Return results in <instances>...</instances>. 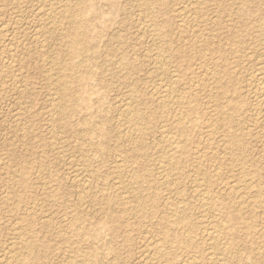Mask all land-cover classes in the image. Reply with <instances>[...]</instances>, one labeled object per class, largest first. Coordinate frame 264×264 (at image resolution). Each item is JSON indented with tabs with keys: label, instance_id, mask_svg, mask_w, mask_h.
<instances>
[{
	"label": "rangeland",
	"instance_id": "rangeland-1",
	"mask_svg": "<svg viewBox=\"0 0 264 264\" xmlns=\"http://www.w3.org/2000/svg\"><path fill=\"white\" fill-rule=\"evenodd\" d=\"M68 1L75 4L78 10H82L83 6L80 5H83V2ZM149 1L152 0L146 2ZM183 1L186 4L190 2L189 0ZM134 2L132 0H94L95 12L99 11L100 16L96 17L92 10L86 11L83 15L86 22L95 23L96 28L86 29L85 47L78 58L84 64L80 72L88 82H82L79 86L74 84V92L82 95L86 88L92 87L94 91L90 95L92 97L90 111L93 113V129L104 127L111 133L119 134L120 138L114 139L108 135L103 137L100 131L95 135L94 141L99 144L106 142V146L102 147L103 154L96 153L93 156V166L97 175L99 174V179L92 177L91 187L84 194H80V189L75 188L73 171L79 170L88 178L87 172L86 174L83 172L84 167L81 165V160L86 154L92 155L95 151L91 150L89 139L82 130L55 126L54 103H58L62 108H71V110L75 104H72L73 101L59 99L57 87L48 79V75L59 70L64 61L68 59L65 51L68 41L67 31L70 28L67 15L65 13L57 15L60 32L57 31L51 36L42 35L44 37L42 38L41 32L46 25L49 26L47 19L42 18V15L38 16L39 14L35 12L36 7H39L41 3L42 6L49 4V0H0V26L5 24L1 26L4 28L0 27V39L2 40V42L0 40V54H3L0 55V264H10L9 257L12 254L9 256V253L14 254L15 252L18 258L21 251H23L21 257L25 255L23 238L36 242L34 253L37 258L31 264H91L93 261H96V264H140L144 237L151 233L156 235L154 231L164 225L160 221L165 216L164 205L169 207L170 203L175 204V200L179 198L173 194L169 196L165 186L151 187L153 183L150 174L153 177L156 175L157 155L154 152L152 155L136 152V144L125 141L120 130L123 118L119 115L122 104L120 101H129L133 98V107L142 109L146 145L151 147L160 139V128L162 127L159 117L161 113L152 95V90L156 87L171 85L173 80H170V77L167 78L165 74L160 73L162 76H159V70L156 71L149 58L153 51L159 49L173 53L167 61L164 60L166 72L170 76L176 74L183 78L185 68L188 67L185 58L176 56L167 43L160 39L155 40L151 36V32L147 29L146 14L145 12L141 15L138 14L139 12L136 13L138 9ZM202 2L201 10L204 13V21L200 26H190L180 33L175 25L171 26V38L174 39L176 36V39H179V43L173 44L172 48L192 44L196 48L203 49V53H206L205 57L212 56L220 61L216 75L217 72L222 75L226 66L228 71L224 75L226 79L223 82L227 84L231 93L220 100L228 102L233 98L232 104L240 110L241 115L239 116L238 112L231 120V127L233 131L242 134L243 139L242 137L241 139L244 140L245 145L244 150L241 149L238 153L240 160L233 163L234 159L228 145L224 143L228 118L222 117L219 129L214 133V140L218 139L215 141L218 157L226 166L220 169V173L226 177L230 173H239L243 167L251 170L258 169L262 174L261 180L264 187L262 118L253 110L254 97L251 95L254 88L253 81L260 73L259 67L264 65V33L259 30V26L264 25V0H202ZM182 4L180 0H157L153 5L152 14L156 15L159 22L173 18V21L177 23L174 10ZM246 13L250 16L243 17ZM39 26H43L42 29ZM193 31L199 32L200 38L197 39L200 40L192 39ZM185 35L187 39L180 41V38H185ZM8 46L11 48L7 49ZM10 56L12 59L9 58ZM226 57H229V60L223 63ZM5 59L10 61L7 62ZM123 61L129 62L128 68L124 71L121 70ZM6 62L11 66H7ZM229 63L232 68L229 67ZM120 64H122L121 67ZM186 71L189 72L188 69ZM190 71L199 73L201 69L199 71L198 65H193ZM161 77L163 81L160 80ZM202 79L204 82L206 80L208 90L211 82L205 76ZM185 81L181 79L176 85H172H175L182 93ZM237 82L239 97H236L233 92L234 83ZM190 90L193 93L199 92V105L206 110V116L217 117L215 107H213L214 102L209 100L207 90L199 91L195 87ZM212 90L216 96L222 92L216 87ZM76 99L75 113L70 111L67 115L68 121H73L74 124L87 115V111L82 109L83 103L79 98L76 97ZM204 119L206 120L205 117ZM205 120H200V131L198 130L191 136L194 144L201 142L203 134L205 137L207 130L203 127ZM77 126L80 125L75 127ZM51 139L56 140V143ZM56 149L58 151H55ZM118 155L125 156V162L122 164L123 175L120 174L122 176L119 178L113 168L115 156ZM136 170H143L142 192L147 199H151L145 202V210L149 212L153 209L154 214L152 213V217L149 215L144 222L140 221L136 216L135 197H132V194H126L124 201L127 200L128 206L132 209L135 206V209L123 214L124 218L122 217L118 224L109 229L112 225L109 217L120 215L119 213L122 212L121 198L116 194L117 187L114 184L121 185L123 190L131 191L133 180L130 176ZM205 171L213 173L210 162L205 165ZM190 177L186 175L178 180L179 187L184 194L182 197L186 199L183 203L186 204V211L189 213L187 214L191 216L194 223L203 220L208 222L210 219L202 218L198 206L193 199H190L194 189ZM103 182H105V187ZM101 193H109L113 197L110 204H106ZM81 195L84 197L83 202L80 201ZM256 213H258L256 220H259L257 227L259 229L262 220L264 221V209L259 208ZM74 219H79V224L72 222ZM245 222L246 219H241L236 223L233 221L239 226L234 233L238 240L239 251L246 257L251 256L247 264H261L264 262V238L256 237L252 243L241 227ZM99 225L104 228L101 237L92 238L90 234ZM69 227L79 230L78 240L70 235ZM112 235L115 240L114 250L109 252L106 250V242ZM261 249L263 251L259 253L258 250ZM195 250L196 255L202 251L201 248H195ZM171 255L172 262L177 264L179 255L174 252ZM12 262L11 264H17L13 259Z\"/></svg>",
	"mask_w": 264,
	"mask_h": 264
},
{
	"label": "bare ground",
	"instance_id": "bare-ground-1",
	"mask_svg": "<svg viewBox=\"0 0 264 264\" xmlns=\"http://www.w3.org/2000/svg\"><path fill=\"white\" fill-rule=\"evenodd\" d=\"M77 1H81L84 3L83 5H80L83 6L82 10H78L75 4H72L68 0H49V4L47 5L43 4L42 6L41 3L39 7H36L37 11L35 13H38L39 14L38 16L42 15V18H46L49 26L47 27L46 25L47 28L44 27L45 29L41 32L42 38H44L42 35L51 36L52 34L60 30L58 23L59 20L57 21L56 19L59 13L60 14L65 13L67 15L70 24V28L67 31L68 41L65 48V51L67 52L68 55V59L67 61H64L63 65L60 66L59 70L53 72V74H49V75L47 74V75H48V79L51 80L53 84H55V86L57 87V90L59 91V95H60L59 99L60 98L65 99L66 101H70V102L73 101L72 104L76 105L77 104L76 97H77L80 99L81 103H83L81 105L82 109L87 111V115L81 118L80 120H78L74 124L73 121L72 122L68 121L67 115L70 111H72L73 114L75 113L76 111L75 105H73L72 110L71 108L68 107L62 108L60 107V105H58V103L57 104L54 103L53 106V113L55 114V119H54L55 126L63 127V128L70 127L72 130H78V129L82 130L89 139V145L91 146V150L93 149L95 151L92 155L86 154L85 157L81 160L82 162L81 165H83L84 167V170L83 169L82 170L83 172H85V174L87 172L88 178L84 176V174L79 170L73 171L75 174V175L73 174V181L76 185L75 188H79L80 189L79 193L84 194L85 191L91 187L93 181L92 177L99 179L98 176L99 174L97 175L96 169L93 166V156L96 155V153L103 154L102 147L106 146V142L103 144H99L98 142L94 141L95 135L99 134L100 131V134L103 137H106V135H108L113 137L114 139H119L120 136L117 133L109 132L104 127H101L100 128L101 130L99 128L93 129L92 127L93 113L90 111L91 110L90 102L92 101V97L90 95L94 91L92 87L90 88L85 87L86 91L82 95L74 92V88H73L74 84H76V86L77 85L79 86L82 82H88V80H86V77H84V75L80 72L81 68L84 67V64L81 60H78V58L81 56L83 49L85 47L84 40L86 38V34H85L86 29L90 27L96 28L95 23L92 22L89 24L88 22H86V19L83 18V15L86 11L88 12L90 10H92L93 13L96 14L95 15L96 17H99L101 14L99 13V11L97 13L95 12L93 5L94 0H77ZM146 1L147 0H132V2L137 4L138 11L136 13L139 12L138 14L141 15V13L145 12L144 14H146V16L145 15L144 16L148 18L147 29H149V31L151 32V36L155 38V40L160 39L163 42L167 43V45L176 53V56H179L182 59L185 58L188 67L185 68L183 78L180 75L176 76V74H172L171 72L170 73L172 75L170 76L166 72L164 60L167 61V58L170 57V55H172L173 53L170 54L168 51L166 52L165 50H163L164 51L163 52L159 49H156L150 54L149 58L151 60V63L155 67L156 71L159 70V76H162L161 74H165L167 78L170 77L171 78L170 80H173V82H171V85L172 84L176 85L179 81H181V79L186 80L183 84L184 87L182 93L180 92V90H178L175 87V85L171 86L170 84L160 86L159 88L156 87L152 90V95L156 100L157 107L160 109L161 114L159 117V121L162 127V129L160 128L161 130L160 139L155 145L153 144L150 147L146 145L144 141L145 131L142 124L144 118L142 114V109L141 108L135 109L133 107V102H132L133 98H130L129 101L126 100L120 101L122 102V104L120 105L119 115L123 117L120 123V127H121L120 130L124 140L128 142H134L136 144V149H135L136 152H141L144 153L145 155L148 154L152 155V152H154L157 155L155 161V165L157 167L156 175H154L153 177L150 174V177L152 178L151 182L153 183L151 187L157 188L160 186H165L167 188V192L169 196H172L173 194L179 197L177 198V200H175L176 201L175 204L170 203L169 207L168 205L167 206L164 205L165 216L160 219L161 223L164 225L161 226L159 230L154 231L156 235L151 233V234H147L144 237V245L140 252L139 262L140 264H175L171 260L172 259L171 253L174 252L179 255L177 264H247L249 259H251V256L247 255L246 257L243 254H241L239 251L238 240L234 235L235 230H237V227L239 228V226L235 225V223L237 221L239 222L241 219L242 220L246 219V222L242 223L241 227L244 229L245 235L250 239L252 243H254L256 237L258 239H260L261 237L264 238L263 236L264 221L262 220L260 224L261 228L259 227V229H257L259 220L258 221L256 220L257 218L256 214H258L256 212H258V209L259 208L264 209V187L262 185L263 181L261 180L262 174L258 169L251 170V169H245L243 167L241 168L239 173L237 174L230 173L226 177H223L222 173H220V169L226 166L224 165L223 160L218 157V151L216 145L217 142H215L218 139L214 140L215 139L214 133H216L217 129H219L222 117L228 118V121H226L228 129H227V133L225 134L224 143L228 145L230 153L232 154V158L234 159L232 160L233 163L234 161L240 160L238 158V153L241 151V149L244 150L243 146L245 145L244 140H242L243 139L242 134L233 131L231 127V120L234 119V115L237 114L240 110H238L236 106L232 104L233 98L228 102L224 100H220L222 98H226L224 96L227 95L228 93H231L229 88L227 87V84L223 82V80L226 79L224 75L228 70L226 69L225 66L224 67L225 72H223L222 75H220L217 72L216 75L215 72L217 70V67H219L218 63L220 61L213 58L212 56L205 57L206 53H203V49L196 48L195 45L183 44L182 47H177L176 49L172 48L174 46L173 44L179 43V39H176V36L174 39L171 38L170 35L171 26L173 27V25H175V28L179 33L185 31V29L190 26H200V24L204 21V13L201 10L202 8L201 4L203 2L202 0H189L190 1L189 4H186L185 1L180 0V2L183 4L180 7L176 8V10H174L176 11L175 17L177 18L176 19L177 23H175L173 21V18H167L159 22L158 19L155 17L156 15L152 14L154 11L153 5L157 0H152L151 2L150 1L146 2ZM249 16L250 14L248 13L243 15V17H249ZM263 24H264V18H263ZM2 25L3 24H1V26ZM43 26H39V28ZM259 28H260L259 30L262 33H264V25L259 26ZM142 30L144 31V29ZM12 31L13 30H11V32ZM36 35H38V33H36ZM191 36L193 37L192 39L195 41L197 38H200L199 32L197 33L195 31H193V34ZM182 38H180L181 39L180 41L182 40L184 41L185 39H187L186 35L185 38L183 39ZM12 39H16V38H12ZM41 40L43 41V39ZM44 42L46 41L44 40ZM153 42L154 41H152V43ZM16 43H18V41ZM9 47L10 46H8L7 49ZM3 49L4 48L2 47V50ZM38 49L42 50L41 48ZM11 52L10 54H12ZM145 52L147 53V51ZM41 56L42 55H40V57ZM11 57L12 56H10L9 58ZM228 60L229 57H226V60L224 59L223 63H225ZM121 65L122 64H120L119 66L121 67ZM193 65H198V70L200 71L201 69V71L199 73H194L190 71V67H192ZM7 66H11V64L8 65L7 63ZM128 66H129V62L123 61L121 70L123 71L126 70ZM229 67L232 68V65L230 66V63H229ZM115 68H116V64H115ZM187 69L189 70V72L186 71ZM258 71L260 73H258V75L253 81L254 88L252 89L251 92V95L254 97V102L252 107L254 112H256L262 118L261 122L263 126V136H264V65H261ZM13 73H15V71ZM204 76L207 77L208 80L211 82L210 85L211 90H209L210 87L208 85L209 91L207 90L206 80L204 82L202 79V77ZM160 80L163 81V78L161 77ZM192 87L197 88L199 91L207 90L208 92L207 96L209 100L214 102L213 107H215L214 110L215 113L217 114V117L215 116L214 118H212L210 115H209L210 117L206 116L207 115L206 110H204L199 105L200 102L199 92L193 93L192 90H190ZM215 87L220 89V92L222 91L220 95L217 96L214 95L212 89H214ZM233 88H234L233 92L236 94V97H239L237 95V90L239 88L238 82L234 83ZM174 106L175 108H173ZM238 115L239 116L241 115L240 112ZM203 116L206 118V120L204 119ZM200 120L202 121L205 120L203 127L205 129L207 128L206 134L205 137L203 134V139L201 140V142L199 141L194 144V142L191 139V136L193 133L197 132L201 128V126L199 125ZM76 125H80V126L75 127ZM83 126H85V128H83ZM57 134L59 133L57 132ZM53 142L56 143V140H53ZM55 151L58 150L56 149ZM127 152H129V150H127ZM115 157L116 159L114 160L113 168L115 172L118 174V178H119V176L123 175L122 164L123 162H125L124 159L125 156L123 157L122 155H118ZM207 162L211 163V166L213 168V173L212 172L208 173L205 171V165L207 164ZM142 172L143 170L142 171L136 170L130 176V178L133 180V187L131 188V191L123 190L121 185L119 186V184L117 185L114 184L117 187L116 194H118V196L122 199L121 200L119 198L120 205L122 207V212L119 213L120 215H112L109 217L111 220L110 223L112 224L109 229H112L113 225L118 224L122 220L123 214L125 213L127 214L128 211H132L135 209V206L133 207V209L128 206L127 200L124 201V199L126 198V194H132V197H135L136 202L138 204V206L136 204V210H135L137 213L136 216L140 219V221L144 222L149 215L150 217L153 216L154 214L153 209H151L149 212H146L145 210V202L151 201V199L150 198L147 199V197L142 192L144 187L143 182L141 180ZM186 175L191 176L190 182L193 185L192 187H194L193 194L191 195L190 199H193L195 204L198 206V211H200L201 214L200 216L208 220L210 219L208 222L207 220L206 221L203 220L194 223L192 221L191 216H189L188 215L189 213L186 211V207H185L186 204L183 203L186 201V199L182 197L184 194L182 193V189L179 187V181H178L179 178H182ZM147 183H148V174H147ZM103 185L105 187V182H103ZM101 194L104 200L106 201V204L107 205L110 204L113 197L109 193H101ZM169 198L167 199L169 200ZM80 199L81 202L84 201L83 196ZM198 218L200 219V217ZM233 221H235V223H233ZM72 222H74L75 224H79V219H74ZM96 228L97 229L90 234L92 238L101 237V232L104 229L103 226L101 225L97 226ZM69 232L71 233L70 235L72 237L76 238V240L80 238V232L77 228L69 227ZM18 237H20V235ZM114 241H115L114 235H112V237L106 242L107 251L112 252L114 250L113 247ZM22 242L24 243L23 249L25 251V255L21 257V254L23 252L21 251V254L18 258L16 257L15 252L14 254L9 253V256L10 254H12L9 257V259L11 260L10 261L7 260L9 261L10 264L13 263L12 259L13 261L15 260L17 264H31L32 261L36 260L37 256L34 253V247L36 242H34L33 240L28 241V238H23ZM195 248H201L202 249L201 253H197L198 255H196ZM262 251L263 249L258 250L259 253H262ZM93 262L91 264H96V261ZM261 264H264V262H262Z\"/></svg>",
	"mask_w": 264,
	"mask_h": 264
}]
</instances>
